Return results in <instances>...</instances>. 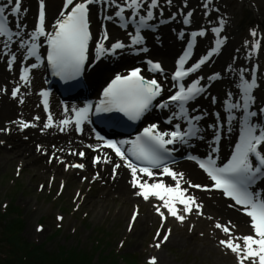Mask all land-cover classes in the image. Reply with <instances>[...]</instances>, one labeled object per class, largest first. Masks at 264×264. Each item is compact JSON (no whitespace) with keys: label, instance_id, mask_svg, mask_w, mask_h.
<instances>
[{"label":"bare ground","instance_id":"6f19581e","mask_svg":"<svg viewBox=\"0 0 264 264\" xmlns=\"http://www.w3.org/2000/svg\"><path fill=\"white\" fill-rule=\"evenodd\" d=\"M3 2L10 9L7 0H3ZM40 2L41 0H22L23 15L18 19H13L14 31H21V36L19 39L14 36L13 40L15 42L7 47H5L6 40L0 45L2 51V53L0 52V127L12 131L11 135H6L0 130V144L4 141H14L15 152L11 155L13 158L19 154H22V156L27 155L28 152L26 151L34 153L35 159L54 158L52 165L47 162H45V166L42 164V169H44V176L42 177L44 178L47 175L50 176V174L62 176L65 173H70L79 185L82 184V191L87 186L94 187L96 181L108 182L107 192L111 191L117 196L116 200L123 199V204L136 208L140 212L138 220L142 223L140 224L141 229L138 231V236L148 234L154 228L159 227L162 233L168 234L169 240L165 244H171L175 248H179L180 252H186L184 249L186 247H190L188 251L194 250V247H199L202 249L203 255L209 256L213 261L216 260L218 264H240V257L221 244V241L231 239L240 244L243 249L244 242L242 238L254 235L250 218L230 208L229 204L231 202L213 189L206 173L198 171L196 167L189 163L171 167L174 172L183 173L180 185L181 189L186 191V198L194 197L195 204L202 206L200 210H197L193 205V211L188 214L184 206L177 203L178 215L185 217L183 223H181L163 207V201L156 197H149L145 200L138 194L141 189L133 187L131 183L133 177L130 169L125 166L127 163L125 160H121L113 151L99 148L96 141H89L93 136L90 135L87 129L75 130L73 128L74 122L66 127L60 124L63 120L71 119V115L74 113L73 110L77 108V105L70 104L61 107L52 96L47 98L41 95L44 82L43 72L40 69L31 67L32 62L25 59L23 55L24 48L19 46L21 40L32 42L31 33L37 28V15L34 19V11L40 5ZM43 3L47 10L45 29L51 30L56 22L61 20L63 0H43ZM115 3L126 6L125 0H115ZM249 3L254 4L257 11L250 10ZM100 5L104 14L103 17L111 16L112 13L118 10L112 4H108L106 8L102 3L92 6L93 10L89 23L92 38L87 53L90 62H93L95 58V41L98 40L99 36H103L101 30L102 20L96 14ZM214 6L201 4L200 0H172L171 4L167 3V0H160L159 8L153 10L156 16L152 22L171 19V23L163 27L160 26L155 34L141 32L143 37L146 38V42L140 46L132 45L129 36V34L135 35L136 26L129 27L124 33L118 28V25H120L118 20L113 19L107 24L106 30L109 40L105 42L104 46L106 49H111V45L115 44L117 39L125 44V49L122 52L115 51L114 53L108 51L104 54L101 62L92 70L86 72L90 97L93 98L97 94L100 86L110 78L111 74L119 72L121 75H125L130 65L137 63L142 66L144 60H150L161 65L165 75L160 76L156 73L153 74L152 78L147 75L146 67L142 66V74L146 78L149 80L156 79L159 82L162 77H167L172 71L175 55L182 45L180 41L176 40V35L180 33L177 32L178 28L185 33L188 28H193L197 33L200 31L205 32L204 36H198L196 52L200 53L208 45L216 42L217 37L212 29L219 27L222 20L224 23L221 38L224 39V43L221 53L210 66L201 70L195 80L202 78L200 84L207 87V93L200 102L198 114L204 116V128L211 132V143L208 149L211 151V147L215 145L212 140L213 137L220 135L222 140L219 143V148H223V152H225V145L230 143L245 126L240 119L244 112L243 108L235 109L229 113L227 105L228 103L240 104V100H243L241 75L244 79H250L251 81L253 69L251 72L247 70V68L250 69L251 64L258 68L255 75L258 77V86L252 96L254 98H258L259 95L264 97V62L259 61L258 50L256 49V45H259L260 53L264 55V30L260 26V20L264 22V2L260 0H246V2L220 0L219 2L215 1ZM146 9L147 5H144L140 15L146 16ZM125 12L130 14L131 10ZM189 12L192 13L190 23L185 24L184 19ZM7 13L11 18L13 17L10 11H7ZM17 22L24 25L23 30L16 28ZM253 32L256 33V36L252 35ZM142 48H147V51H142ZM133 50L139 51L140 55L138 57L134 56L132 54ZM4 51L9 52L7 56ZM13 55L16 57L15 61L12 60ZM26 67L30 68L27 84L20 79ZM208 74L210 75L209 78ZM211 77H218V79L211 82L209 80ZM163 87L164 90L157 99L160 102H164L166 94L171 90L169 80L163 84ZM16 88H19L20 91L14 98L12 93ZM45 99H47V108L44 104ZM21 101H23V104ZM253 106L258 108L255 100ZM174 108H177V106L174 105ZM48 112L51 113L53 120L52 127H45L49 116ZM166 112L163 110L157 112L154 108H151L150 115L156 116V120L150 121L147 126H150L151 123L159 124L162 119L167 117ZM258 115L256 119L252 120V123L264 127V113L259 111ZM25 121H30L35 126L22 128L20 122L25 123ZM56 123L59 124V129L64 128V134L59 133L58 130L56 131ZM175 123H178L177 120ZM165 128L166 126H160V132L165 131ZM39 129H44L45 133L41 135L38 132ZM75 139L78 140L77 143H75ZM84 142H93L92 149L84 147ZM68 151L72 154L71 156L68 155ZM82 151L85 154L84 159L74 156L76 152L81 153ZM95 154L102 156L104 161L107 160L108 162H104V165L103 163L101 165L95 164L92 161V156ZM105 155H108V157L106 158ZM4 156H2V161L6 162L8 158L6 155ZM26 158L25 156L24 163L27 162ZM116 160L121 165L113 171L110 165ZM77 161H80L84 166L83 171H75L67 167L70 163ZM95 172L100 173L97 179H94ZM154 174L151 179L139 172L137 176L140 182L146 181L149 184L162 182L167 186L175 187L176 182L171 177L163 175L162 172ZM190 185H200L201 188L190 187ZM259 189H264V182ZM103 201L106 203L105 200ZM100 202H94V205H100ZM157 206H159L160 212L164 214L163 219L160 218L162 216L157 211ZM201 211L202 215L200 214ZM217 224L228 227L230 234L225 233L222 228H217ZM162 254H158V262L169 264ZM256 260L258 264V258ZM243 264H253V261L252 259H245Z\"/></svg>","mask_w":264,"mask_h":264},{"label":"snow or ice","instance_id":"6c2138e0","mask_svg":"<svg viewBox=\"0 0 264 264\" xmlns=\"http://www.w3.org/2000/svg\"><path fill=\"white\" fill-rule=\"evenodd\" d=\"M9 5H12L10 9H6L0 4V38H6L5 47L15 42L13 37L17 39L21 36V31H13L9 25V17L6 15L7 11L11 12L13 17H22L21 0H7ZM172 0H167V3L171 4ZM210 2V0H209ZM95 3H102L105 5L112 4L118 11L116 16L121 21V27L127 28L129 23L136 26V32L131 40L132 45L140 46L144 44V37L141 35V30L151 28L149 23L155 19L154 9L159 8L160 0H125L126 6L116 4L115 0H65L64 10L61 15L63 19L58 20L55 24V31L48 34L45 29V12L44 3L41 0L39 5V24L36 30L31 33V41H20L19 46L27 49V57H35L40 59L38 50L40 44L37 41L41 37L47 40L50 51L47 55V61L51 65L54 74L63 76L65 78H73L78 76L87 60L88 44L91 39L89 31V6ZM147 5L146 16L140 15L141 9ZM71 7V11H67ZM207 7V5H205ZM126 10H131V16L125 17ZM162 15V12H161ZM192 13L186 14L184 23L189 24ZM138 17V20H137ZM109 19H111L109 17ZM223 21H220V26L213 28L217 39L214 49L209 53V56L214 53H218L221 46L224 43V39L221 38V32L223 30ZM16 28L23 30L24 25L19 22L16 23ZM205 32L200 31L192 34L193 41L198 36H204ZM256 36V33H252ZM108 38L107 32L104 33L103 40L99 43L97 48V54H105L108 51L113 53L116 50L124 49L125 44L117 42L111 45V49H106L104 41ZM183 38V33H181ZM259 47V45H257ZM142 51H147V48H142ZM192 53L191 44L185 55L179 61L178 70L173 77L174 81H181L189 73H194L201 68L207 61V57L202 58L190 69L185 70V63L189 59ZM15 55L12 56V60L15 61ZM150 70L162 72L163 69L159 63L149 62ZM37 65L33 64L31 67L35 68ZM30 68H24L23 74L20 79L27 84L29 82ZM201 79H197L190 87H185L184 84H178V91L176 94L169 98V101L176 104L180 109V115L188 121V131H179V125H177V131L158 133L155 126L147 128L144 131V137H137L136 141L132 142L131 155L135 157L136 161H139L142 165L138 166L131 159H129L125 152L115 143L107 144L114 150L115 154L120 157L121 160H126V167L131 171L133 180L131 181L133 187H139L141 191L138 193L145 200L149 197H156L163 201V207L171 214L172 217L183 223L185 217L178 215L177 203L184 206L186 213L191 214L193 211V205L200 210L201 205L195 204L194 197L186 198V191L181 189L180 181L183 179V173H176L170 167L167 166V160L170 156L169 145H174L179 141L180 143L187 144L188 140L195 137L199 132L197 126L198 122L202 119L201 116H190L186 105L195 101L200 95L205 92V87L200 86ZM210 79H218V77H211ZM242 81V93L243 104L228 103L227 108L229 113L235 109L243 108L245 115L244 130L241 134L240 143L235 148V154L232 155L231 160L223 167H217L214 159L209 158L207 162L197 160L199 167L211 178L214 182V188L221 191L227 198L234 201V205H239L243 209L244 213L250 217L251 227L254 231V235H248L243 237L244 247L241 248L240 244L235 243L233 240H222L226 248L230 249L233 253H236L240 257V264H243L245 259H252L253 264H257L256 258H258V264H264V196L260 193L251 191L250 189L254 185L257 179L264 177V128H260L259 125L252 123V118L257 117L258 113L255 111H249L251 103L254 101L252 91L258 85L256 79L253 76L251 81L244 79L241 75ZM20 89L13 90V97L17 96ZM162 88L156 79L147 80L141 74L140 70H133L129 76L121 77L117 76L112 82L111 86L104 92L105 101L96 109L99 111H119L128 115L131 119H138L152 106L153 101L161 95ZM42 96L47 97V93H41ZM23 101H21L22 103ZM45 108H47V99L44 101ZM160 107L166 108L168 104H161ZM89 109H81L76 112L75 124L79 126L83 120L87 118ZM264 113V109L260 110ZM234 118V117H233ZM38 119V118H37ZM22 128L30 126L24 122H20ZM72 123L70 120H63L60 124L65 127ZM53 120L51 115L48 116L47 124L45 127H52ZM64 128H61L63 131ZM167 137V139H166ZM83 156V153H80ZM191 159H195L190 157ZM96 162H99L97 158ZM105 162H108L107 160ZM162 174L171 177L175 182V187L167 186L162 182L149 184L146 181L140 182L137 173L143 174V176L149 179L154 177L153 168H161ZM76 168H83L82 164L73 165ZM120 165H115V168H119ZM190 187L201 188L200 185H190ZM157 211L163 217V212H160L159 206ZM202 215V211L200 212ZM62 219V218H61ZM135 220V217H133ZM217 228L230 234L228 227H222L220 224L216 225ZM170 234V233H169ZM159 235V233L157 234ZM168 236L163 237L164 241H167ZM160 247L159 244L156 245ZM150 264H156L155 258L150 261Z\"/></svg>","mask_w":264,"mask_h":264},{"label":"rangeland","instance_id":"374dc122","mask_svg":"<svg viewBox=\"0 0 264 264\" xmlns=\"http://www.w3.org/2000/svg\"><path fill=\"white\" fill-rule=\"evenodd\" d=\"M200 1L208 4L207 0ZM249 7L257 11L254 4L249 3ZM260 21L264 30V22ZM256 49L263 63L264 55L257 45ZM254 68L257 67L251 64L247 70ZM0 130L6 135L12 134L10 129L0 127ZM43 132L39 129L40 134ZM13 142L0 144V264H150L153 258L156 264H162L158 262L159 253H163L169 264H218L203 255L199 247L191 251L186 247V252H180L179 248L166 245L169 239L164 241L163 237L168 234L162 233L159 227L138 236L142 223L138 220L140 212L123 204V199L116 200L117 196L111 191L107 192L108 182L96 181L94 187L87 186L82 191V184L70 173L50 174L44 178L43 165L45 162L52 165L54 158L35 159L34 153L29 151L27 155L13 158ZM4 155L8 158L6 162L2 161ZM68 155H72L70 151ZM78 155L74 154L81 156ZM75 164L81 163L72 162L67 167L76 171ZM99 176L100 173L95 172L94 179Z\"/></svg>","mask_w":264,"mask_h":264},{"label":"trees","instance_id":"16d2710c","mask_svg":"<svg viewBox=\"0 0 264 264\" xmlns=\"http://www.w3.org/2000/svg\"><path fill=\"white\" fill-rule=\"evenodd\" d=\"M21 247H22V248H21ZM20 248H21V250L24 249L23 246H22V244H21Z\"/></svg>","mask_w":264,"mask_h":264}]
</instances>
